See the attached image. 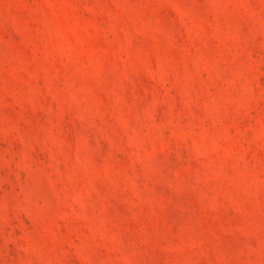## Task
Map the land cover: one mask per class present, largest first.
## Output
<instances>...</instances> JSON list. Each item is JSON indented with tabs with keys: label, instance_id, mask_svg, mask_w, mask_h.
<instances>
[{
	"label": "rangeland",
	"instance_id": "374dc122",
	"mask_svg": "<svg viewBox=\"0 0 264 264\" xmlns=\"http://www.w3.org/2000/svg\"><path fill=\"white\" fill-rule=\"evenodd\" d=\"M0 264H264V0H0Z\"/></svg>",
	"mask_w": 264,
	"mask_h": 264
}]
</instances>
